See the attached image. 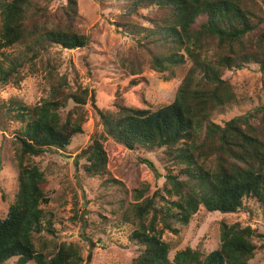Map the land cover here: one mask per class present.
<instances>
[{
    "label": "trees",
    "instance_id": "16d2710c",
    "mask_svg": "<svg viewBox=\"0 0 264 264\" xmlns=\"http://www.w3.org/2000/svg\"><path fill=\"white\" fill-rule=\"evenodd\" d=\"M54 17L51 0H0V86H18L29 74L44 72L48 97L27 106L17 99L0 104V130L8 121L16 148L17 192L0 219V264H83L82 247L58 242L53 213L47 204L44 173L30 161L48 150H65L82 134L86 121V89L72 91L64 77L55 75L44 56L52 46L85 48L89 36L74 30L77 1L65 0ZM123 7L119 29L149 52V67L165 81L190 63L172 103L152 109L128 107L119 96L112 109L98 111L102 134L84 153L83 172L89 178L109 173L111 161L103 141L132 152L154 154L165 171L161 188L132 183L119 202L120 222L130 225L129 242L137 247L130 264H248L262 238L240 222L219 224V246L202 256L186 247L172 259L165 232L179 234L200 207L208 213H250L245 200L264 210V104L235 116L223 125L215 113L235 104L225 71L258 65L264 71V0H116ZM153 9L136 21L139 11ZM152 46L150 49L147 47ZM139 69H130L138 75ZM132 79L129 87L136 86ZM73 103L63 116L62 111ZM143 163L152 167L148 160ZM122 177L121 170L111 172ZM252 213V212H251Z\"/></svg>",
    "mask_w": 264,
    "mask_h": 264
},
{
    "label": "rangeland",
    "instance_id": "374dc122",
    "mask_svg": "<svg viewBox=\"0 0 264 264\" xmlns=\"http://www.w3.org/2000/svg\"><path fill=\"white\" fill-rule=\"evenodd\" d=\"M76 1L77 16L73 28L79 34L89 36L88 46L75 50L52 46L44 59L49 60L56 76L65 78L72 91L87 90L86 121L82 134L74 136L65 150H48L40 157H31L29 162L44 173L48 203L41 208L53 213L57 241L78 243L82 247L83 264H130L138 251L128 240L130 225L120 222L119 202L127 201L129 195L124 191L129 190L134 182H147L152 191L161 188L165 171L154 154L127 151L110 140H104L111 161L109 173L89 178L82 168L86 162L84 153L91 141L102 134L99 110L112 109L119 96L126 106L132 108H141V101L152 109L169 105L190 63L177 69L174 78L165 81L163 75L149 67V52L143 46H137L136 40L117 26L123 7L120 3L116 0ZM65 2L51 0L50 15L54 17ZM149 13L153 14L154 10L139 11L136 21L146 24L144 17ZM14 51L0 48V53ZM135 68L140 72L132 76L130 69ZM20 74L24 77L18 86L12 83L0 86V104L17 99L30 107L39 105L49 93L44 72L39 70L37 74H29L25 67ZM132 79L137 85L131 88L129 82ZM224 79L232 85L237 100L224 112L215 113L214 123L223 125L231 118L264 104V71L258 65L225 71ZM73 105L68 104L62 115ZM18 127L19 124L8 121L6 131L0 130V219L5 218L17 192L16 148L11 138ZM143 160H148L152 167L146 166ZM115 170H121L123 176L119 178L111 174ZM245 204L252 210L250 213H208L200 207L188 226L179 229L178 235L165 232L162 240L171 247L170 259L186 247L198 250L203 257L215 250L219 246V224L223 221L248 225L262 236L255 240L259 249L248 264H264V210L253 201L245 200ZM6 264H14V260Z\"/></svg>",
    "mask_w": 264,
    "mask_h": 264
}]
</instances>
